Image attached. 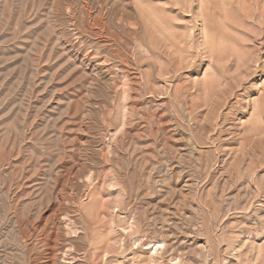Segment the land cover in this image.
<instances>
[{"label": "rangeland", "instance_id": "rangeland-1", "mask_svg": "<svg viewBox=\"0 0 264 264\" xmlns=\"http://www.w3.org/2000/svg\"><path fill=\"white\" fill-rule=\"evenodd\" d=\"M0 264H264V0H0Z\"/></svg>", "mask_w": 264, "mask_h": 264}, {"label": "bare ground", "instance_id": "bare-ground-1", "mask_svg": "<svg viewBox=\"0 0 264 264\" xmlns=\"http://www.w3.org/2000/svg\"><path fill=\"white\" fill-rule=\"evenodd\" d=\"M160 244H161V243H160ZM163 244H164V243H163ZM161 245H162V244H161ZM157 250H158V249H157ZM157 250L154 251V252H155V255H158V251H157ZM151 254H152V253H151Z\"/></svg>", "mask_w": 264, "mask_h": 264}]
</instances>
